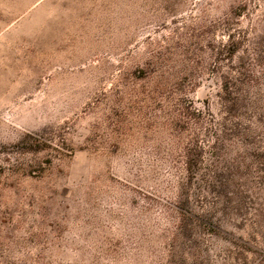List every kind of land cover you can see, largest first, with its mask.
<instances>
[{
  "label": "rangeland",
  "instance_id": "374dc122",
  "mask_svg": "<svg viewBox=\"0 0 264 264\" xmlns=\"http://www.w3.org/2000/svg\"><path fill=\"white\" fill-rule=\"evenodd\" d=\"M0 264H264V0H0Z\"/></svg>",
  "mask_w": 264,
  "mask_h": 264
}]
</instances>
